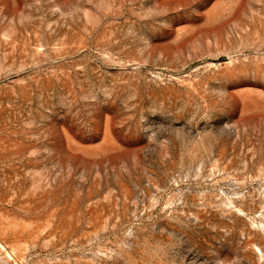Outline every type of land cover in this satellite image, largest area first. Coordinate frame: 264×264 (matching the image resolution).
Here are the masks:
<instances>
[{"label": "rangeland", "instance_id": "1", "mask_svg": "<svg viewBox=\"0 0 264 264\" xmlns=\"http://www.w3.org/2000/svg\"><path fill=\"white\" fill-rule=\"evenodd\" d=\"M0 264H264V0H0Z\"/></svg>", "mask_w": 264, "mask_h": 264}]
</instances>
